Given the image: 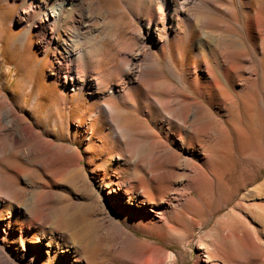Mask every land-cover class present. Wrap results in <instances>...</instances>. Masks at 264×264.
Segmentation results:
<instances>
[{"label": "rangeland", "instance_id": "1", "mask_svg": "<svg viewBox=\"0 0 264 264\" xmlns=\"http://www.w3.org/2000/svg\"><path fill=\"white\" fill-rule=\"evenodd\" d=\"M247 1L251 5L250 15L240 10L238 3L234 1L235 19L226 20L230 28L219 21L223 16L221 17L220 11H216V14H209L210 25L204 29L218 42L209 58L212 66H215L213 64L218 61L222 52V43H226L233 61L243 60L255 78L254 83H248L243 92L241 85L228 88L232 97L229 99L231 104H227L228 110L216 106L220 103L219 100H213V104L206 102L196 88L186 83L183 76L185 77L189 66H194L196 62L189 46L181 37H177L169 46L164 47V51L153 53L158 69L154 80L159 84L152 89L142 86L132 92L137 109L126 110L115 98L118 105L117 118L129 132L128 135H116L107 128L100 133L97 126L99 120L93 126V142H96L95 137L104 141L96 142L98 149L95 145L91 148L94 160L89 161L83 152L79 170L67 163L48 161L36 152L32 147L34 142L24 135L21 145L31 151L29 158L21 155L15 158L9 153L7 157L0 156V224L4 223L9 227L6 234H0V257L6 256L14 264H48L49 262H43L48 249L46 244H50L49 251L59 250L58 254H62L61 251L66 247L62 245V236L58 231L41 234L40 230L35 229L29 231L28 236H22L18 232L22 224L20 220H27L32 215V221L36 223L37 217L55 215L58 207H62L95 221L100 241L110 243L111 249L105 257L100 256L97 260L96 256H91L89 264H132L130 256L141 252L136 239H147L154 243L165 253V264H206L203 259L205 253L199 249V237L217 222L220 226L225 225L226 229L222 233L217 232L213 240L207 238L206 244L210 249L217 247L222 257H228V264H263L264 198L256 202L253 200L256 195L246 196L242 202L244 206L238 208L236 205L240 196H245L248 189L257 187L264 180V36L252 34L247 26L250 16L259 7L262 9L264 21V0ZM129 6L124 0H99L96 5L101 44L96 57L99 59L101 80L107 84L101 90H109L126 81L117 71L108 73L107 68L117 64L120 58L119 49L133 43L135 28H141L139 22L130 14ZM190 7L189 12L193 17L196 14L207 15L206 9L201 6ZM14 13L15 9L9 3L0 0V95L7 96L9 101L22 109L23 114L37 124L43 133L52 132L55 135L51 138L55 141L72 142L75 146V120L82 119L84 114L76 109V103H67V97L61 94V86L51 80V66L55 64L56 50L52 48L44 54L36 38L21 45L18 37L25 28L12 19ZM193 23L196 24L197 20L193 19ZM201 34L198 31L193 38H198ZM168 57L184 79L183 84H178L179 92L176 95L180 98L185 93L193 95L205 106L210 105L214 117L211 165L203 167L198 160L200 174L205 169L210 170L209 176L212 180H216L217 176H231L237 191L216 183L210 187L204 178L205 183H201L193 191V199L180 206L181 212L170 216L164 224H154L149 220L143 223L139 215H118L114 205L138 210L140 206L159 203L162 199L173 196L181 188V178L175 180L177 183L171 186L173 189H165L170 186H161L154 180L144 181V177L140 183L138 173L134 172H140L145 166L135 165L132 157H129L130 152H127L130 148L127 140L136 139L137 134L146 131V125L138 120L143 116L142 110L148 115L143 119L149 124L156 118L170 119L163 107L159 116L156 114L158 108L152 103L147 108L142 103L144 97L149 98V101L153 96L160 97L161 101L169 100L170 85L175 79L165 68ZM146 64L150 65V62L147 61ZM91 91L94 96L98 94L93 88ZM3 108L5 105L0 104V110ZM1 137L3 136L0 135ZM149 137L152 142L157 143L154 137ZM81 144L80 149L85 151L83 141ZM96 151L106 154H96ZM118 156L125 159H118ZM152 166L154 169L158 168L156 164ZM187 166L179 160L174 166L165 168L185 173ZM137 185H140L138 192L135 191ZM159 186L163 187L162 192ZM144 188L149 200L138 195ZM105 189H113V196L106 194ZM49 194L51 199L47 197ZM255 203L259 205L256 206ZM199 219L202 220V225L199 224ZM120 223L134 234L135 239L127 238L121 233L118 225ZM174 227L180 230L176 231ZM68 254L70 255V251Z\"/></svg>", "mask_w": 264, "mask_h": 264}, {"label": "bare ground", "instance_id": "2", "mask_svg": "<svg viewBox=\"0 0 264 264\" xmlns=\"http://www.w3.org/2000/svg\"><path fill=\"white\" fill-rule=\"evenodd\" d=\"M3 1L15 9L12 19L19 26L25 28L18 37L21 45H26L31 38H36L44 54L55 48L56 58L55 64L51 66L53 67L51 80L61 86V94L67 97V103H76V109L82 112L84 117L75 120V146L72 142L55 141L51 138L52 135H55L54 133H43L37 124L31 122L23 114L22 109H19L12 101H9L7 96L2 94L0 95V104L5 105V108L0 110V135L3 136L0 138V156H3L2 158L7 157L8 153L15 158L19 155L29 158L28 155L31 151L24 149L21 145L24 135L34 142L32 147L36 152L42 154L48 161L67 163V165L79 170L83 160V152L89 161L94 160L91 148L95 145L98 149L99 145L96 142L104 143V141L95 137L96 142H93V137L91 139L93 126L99 120L97 126L100 133L107 128L116 135H128L129 132L117 118L118 105L115 98L120 102L122 108L126 110L137 109L132 92L142 86L152 89L159 84L154 80L158 69L154 63L153 53L164 51V47L169 46L170 42L177 37H181L183 42L189 46L190 53L196 62L194 66H189V70L183 78H185L186 83L198 90L206 102L213 104V100H219L220 103L216 106L222 110H228L227 104L232 98L228 88L241 85V92H243L248 87V83L253 84L255 81L252 70L244 65L243 60L233 61L232 53L229 52L226 43H222V52L218 56V61L213 64L215 66H212L209 58L218 42L215 38L213 40L210 32L204 30L210 25L209 14H216V11H220L221 17L223 16L219 18V21L230 28V25L226 24V20L227 18L235 19L234 1L238 3L240 10L242 9L245 14L250 15L251 5L247 0H229L231 2L227 0H124V2H128V6L130 5V14L139 22L141 28H135L133 43L121 50L119 49L120 58L117 64L107 68L108 73L113 74L117 71L126 78V81L117 86L114 85L109 90H101L107 84L101 80V71L98 69L99 59L96 57L101 45L98 27L99 16L96 13V5H98L99 0ZM191 5L205 8L207 15L197 16L196 14V17H193L189 12ZM193 19L197 20L196 24L193 23ZM237 25L236 27H238ZM247 26L252 34L254 33L258 37L264 36V21L260 7L250 16ZM198 31L202 33L201 36L194 39L193 37ZM219 40L221 41L222 38ZM147 61L150 62V65L146 64ZM137 62L141 63L140 66ZM165 68L169 75L175 79V82L170 85L169 100L161 101L160 97L153 96L150 101L149 98L144 97L142 103L146 105V108L152 103L158 108L156 114L159 116H161L160 109L163 107L165 114L170 119H154L150 123L154 129L145 121L146 119H143L148 115L142 110L143 116L138 120L143 121L146 125V131L137 134L136 139L127 140L130 145L127 152H130L129 157H132L135 165L143 164L145 166L140 172H134L138 173L140 183L144 177V181L154 180L161 186H170H166L165 189H173L171 186L177 183L175 180L181 178L179 182L181 188L175 191L173 196L166 197L159 203L140 206L138 210L121 206L118 208L114 205L118 215H139L143 223L149 220L154 224H164L170 216L181 212L180 206L183 202L193 199V191L198 189L202 185L201 183H205L203 182L204 178L210 187L216 183L218 186H226L237 191L231 176L229 178L228 176H217L216 180H212V177L209 176L210 170L205 171V169H203V174H200L198 160L203 167L211 165L214 117L211 114L210 105L205 106L193 95L185 93L181 98L176 95L179 92L178 84H183L184 79L169 57L166 60ZM246 75L249 76L246 77ZM92 88L98 91L96 96L93 95ZM147 111L149 112V110ZM83 119L85 120L83 121ZM150 135L157 140V143L152 142ZM82 141L85 144V151L80 149ZM102 151H96V154L105 155L106 153ZM120 158L122 157L118 156V159ZM179 160L188 165L185 173L165 168L166 166H174ZM152 164L158 165V168L154 169ZM159 188L162 192L163 187L159 186ZM139 190L140 185H137L135 191L138 192ZM113 191V189H105V193L111 197ZM146 191L144 188L143 192L138 193L140 198L148 199L145 194ZM262 192H264V180L257 187L248 189L245 196H240L236 205L238 208L241 207L246 196L253 197L256 195L253 200L258 202L264 198ZM47 197L51 199V194ZM255 204L256 206L259 205L258 203ZM31 217L29 215L27 220H20L22 224L18 232L22 236H28L29 231L35 229L40 230L41 234L58 231L62 236L61 241L64 242L62 245L66 247L61 251L62 254H58L59 250L49 251L50 244H46L48 249L43 262H49L48 264H89L91 256H96L95 258L98 260L100 256L105 257L111 249L110 243L100 241V234L97 230L98 226L96 227L94 224L95 221L93 222L74 210L58 207L55 215H41L37 217L36 223L32 221L33 218ZM201 219H199L200 225L203 224ZM118 225L121 233H124L127 238L135 239L134 234L130 233L126 226L122 223ZM225 229V225L220 226L217 222L199 237V249L205 253L203 259L206 264H228V257H222L217 247L210 249L206 244L207 238L213 240L217 232L222 233ZM8 230L9 227L6 224H0V234H6ZM174 230L179 231L180 229L174 227ZM136 240L139 242L141 252L130 256L132 264H165V253L154 243L148 242L147 239ZM69 251L70 255L68 254ZM262 262L264 264V257ZM0 264L14 263L6 256H1Z\"/></svg>", "mask_w": 264, "mask_h": 264}]
</instances>
